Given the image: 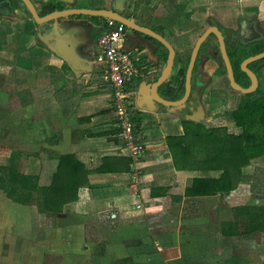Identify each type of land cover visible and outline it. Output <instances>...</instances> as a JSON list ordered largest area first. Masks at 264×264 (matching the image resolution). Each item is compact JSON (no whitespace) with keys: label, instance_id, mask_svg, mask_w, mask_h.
<instances>
[{"label":"crops","instance_id":"obj_1","mask_svg":"<svg viewBox=\"0 0 264 264\" xmlns=\"http://www.w3.org/2000/svg\"><path fill=\"white\" fill-rule=\"evenodd\" d=\"M82 1L113 10L119 0ZM13 8L14 14L0 15V178L14 156L19 172L37 178L38 187L51 185L61 157H74L88 176L78 200L57 214L40 211L36 192L33 203L24 205L0 188V264H264V232L246 235L247 215L238 219V236L225 237L222 230L224 223L237 222V210L264 207V157L243 168L242 181L229 194L186 195L200 174L175 168L167 139L184 134V121L206 125L210 118L205 121L207 113L194 107L186 114L184 107L152 101L149 90L168 59L156 40L132 34L143 42L136 48L146 52V67L160 70L156 76L143 71L132 85L139 130L156 143L136 165L122 153L110 89L89 82L88 74L77 76L40 39L36 23ZM124 14L174 46L176 69L189 66L210 27L235 34L241 21H255L264 33V0H126ZM104 21L71 17L62 23L85 29L80 53L91 59ZM202 71L212 78V62ZM174 76L159 90L168 100ZM210 93L212 83L202 96L207 110ZM234 102L228 107L235 109ZM135 172L142 177L137 184ZM222 176L210 173L211 179Z\"/></svg>","mask_w":264,"mask_h":264},{"label":"trees","instance_id":"obj_2","mask_svg":"<svg viewBox=\"0 0 264 264\" xmlns=\"http://www.w3.org/2000/svg\"><path fill=\"white\" fill-rule=\"evenodd\" d=\"M18 2H16V9L19 6ZM64 9L63 3H48L42 6L44 12L39 11V14L45 16ZM25 10L34 22L31 14L26 8ZM33 32L36 33L35 30ZM155 42L164 50L167 59L168 50L158 41ZM262 52H264V45L243 55L238 60L237 67H234L235 71L246 76L241 71V63L248 57ZM187 69L188 66L184 69L178 68L174 82L168 85L170 91H168L167 98L170 100H179L184 94ZM173 84H176L174 89ZM166 86H163L165 90ZM252 98L253 95H243L239 105L232 112L234 129L226 125L210 127L203 123L184 121V134L167 139L175 168L179 171L200 174V177L193 180L187 188L188 197L231 193L242 181L243 168L249 166L253 160L264 157V97L256 100ZM59 162L51 185L38 187L37 178L25 176L19 172L14 156L11 167L6 170L5 177L0 178V188L8 198L24 205L33 203V192H36L38 194L35 199L36 204L42 213H60L67 204L78 200L80 188L87 184L88 173L74 157H61ZM216 171L223 172V176L218 180L211 179L210 173ZM240 215H247L250 220L246 235L264 232V207H247L236 211V223L222 225L225 237L239 235Z\"/></svg>","mask_w":264,"mask_h":264},{"label":"water","instance_id":"obj_3","mask_svg":"<svg viewBox=\"0 0 264 264\" xmlns=\"http://www.w3.org/2000/svg\"><path fill=\"white\" fill-rule=\"evenodd\" d=\"M22 5L25 6L27 11L31 14L34 22L38 26V35L42 41L47 43L52 51H54L58 56L62 57L65 61L69 63L72 71L77 76H82L84 74H91L92 61L90 58L84 57L80 53V47L84 44L82 34L86 35V31L82 27H68L67 23H62L63 20H68L71 17L78 16H89L97 17L99 19L114 20L120 22L127 26L133 31V34L143 35L150 37L159 43H161L168 50L167 64L163 70L161 77L153 83L149 93L151 95L152 101L157 104L167 108H181L185 107L192 95L193 89V77L196 67L197 60L199 58L200 52L204 44L209 40V38L214 35L218 39L221 54L227 69L228 79L230 81L231 87L234 91L240 92L244 95L254 94L258 89V79L256 74L249 69V66L253 63L259 62L264 59V52L251 56L246 59L242 65V71L248 75L252 85L251 87L245 89L241 87L235 79L234 69L227 52L226 39L219 27H210L198 40L189 62L187 69L186 79H185V95L181 100L170 101L165 99L159 92V90L166 85L171 76L176 69V58L177 51L172 44H170L166 38L157 32L138 25L134 19L126 16L124 14V4L126 0H119L115 9H64L61 11H55L45 16H40L39 10L32 0H20ZM1 9V8H0ZM5 15H12L14 13L13 6L8 3L6 4ZM246 23L243 24L242 37L246 38ZM248 32L256 34L255 29H249ZM131 44V45H130ZM141 39L136 36H131L129 39L128 47L135 49L137 46L142 45Z\"/></svg>","mask_w":264,"mask_h":264},{"label":"built area","instance_id":"obj_4","mask_svg":"<svg viewBox=\"0 0 264 264\" xmlns=\"http://www.w3.org/2000/svg\"><path fill=\"white\" fill-rule=\"evenodd\" d=\"M101 29L103 33L91 58L93 71L88 74L89 82L100 83L110 89L118 136L123 142L122 153L137 165L156 147V143L145 138L139 130L132 85L144 75L143 71L148 76H156L160 70L146 67L148 61L145 51L128 47L133 31L127 26L114 20H105ZM133 176L136 184L142 179L137 172Z\"/></svg>","mask_w":264,"mask_h":264},{"label":"flooded vegetation","instance_id":"obj_5","mask_svg":"<svg viewBox=\"0 0 264 264\" xmlns=\"http://www.w3.org/2000/svg\"><path fill=\"white\" fill-rule=\"evenodd\" d=\"M8 3H10L13 7L16 6V1L15 0H0V8H1L0 9V15L6 16L4 12H6V4H8ZM48 3H63L64 4L66 2H65V0H44V1H42V4L40 6H37V5L36 6H37L38 10H41L42 6L44 4H48ZM15 11L16 10L14 8V13H15ZM244 23H246V25H247L246 28H245L246 31H247L246 38L242 37V29H243V24ZM249 29H255L256 30V34L254 33V34L251 35V33L248 32ZM221 31H222L225 39H226L227 52H228L229 49L235 50L236 51V56L238 55V59L239 60H240V58L243 57V55H245V54L249 53L250 51H252V49H257L258 47L264 45V33L261 31V29L259 28V25L255 21L254 22H250V23L248 21H244V20L241 21L240 24H239V32H238L237 36L235 34H230L228 31L226 32V30H221ZM210 38L215 39L217 41V45L219 46L218 39L214 35H212ZM212 39H210V40H212ZM208 41L204 44V46H203V48L201 50V52L202 53L205 52L207 56H205V57L199 56V58L197 60V63H196V67H195V71H194V77H193L192 95H191L190 99L188 100V103H187L188 106L184 107L183 110H182V111H185L184 113H186V114H187L188 110L192 111L193 107L199 113L207 112V109H206V107H205V105H204V103L202 101V99H203L202 96L204 95V92H205L207 86L210 85L211 83H212V93H210V99H212V101L218 100V101L222 102L225 99V96L228 94V93L226 94L225 91L223 92L221 89H219L220 86L216 82V80H217V74H216L217 70L216 69H214L212 71V78H208L205 75V73L202 71L204 63H206L208 61L213 62L215 54H216V49H215L214 46H212V43H211L212 41L211 42L210 41L208 42ZM219 50H220V46H219ZM220 52H221V50H220ZM228 55H229V53H228ZM221 56H222V54H221ZM253 56H255V55H253ZM250 57H248V58H250ZM222 59H223V57H222ZM230 60H231V63H232L233 69H234L236 82L241 87H243L245 89L251 87L252 82H251L250 78L248 77V75L246 73H244L242 71V68H241L242 63L246 59L240 65L241 71L246 76H244L241 73H239L240 75H239L238 79L236 77V73L238 71L237 72L235 71V68H234L235 66L233 64V61H232L231 58H230ZM223 62H224V60H223ZM262 62L259 61V62L253 63V64H251L249 66V69L256 74L257 79H258V89H257V91L254 94H251V95H253V98L256 97L257 99L261 98L262 95L264 94V70L259 68V65ZM254 64H257V67H255L256 68L255 70L252 69V66ZM224 68L226 70V78L228 80L229 89L231 90V93L233 92L232 97H235L234 93H237V94L241 95V97H240V99H239V101L237 103V105H239V103H240V101L242 99V96L244 94H242L240 92H237V91H234L232 89L230 81L228 79V74H227V69H226L225 63H224ZM184 88H185V84H184ZM185 91H186V89H185ZM184 95H185V92L182 95L181 99L184 97ZM181 99H179V100H181ZM185 109H187V110H185Z\"/></svg>","mask_w":264,"mask_h":264},{"label":"rangeland","instance_id":"obj_6","mask_svg":"<svg viewBox=\"0 0 264 264\" xmlns=\"http://www.w3.org/2000/svg\"><path fill=\"white\" fill-rule=\"evenodd\" d=\"M17 1H19L18 2L19 3L18 8L21 10L19 13L22 14V16L29 18L30 16L26 12V10H25L24 6L22 5V3H20L21 1L20 0H16V2ZM32 1L34 2V4L40 6L42 4V1H44V0H32ZM65 2H66V4H63V5H64V7L67 8L68 6L74 5L76 0H65ZM76 6L77 7L74 8V9H94V8H92V6H89L88 3H84L82 0H79L78 5H76ZM39 11L42 12L43 10L41 9ZM78 17L83 18V19H90L93 22L99 21V18H97V17H89V16H78ZM212 23H216L215 20L212 19L210 24H212ZM235 35L237 36L238 32H236ZM211 41L210 42L212 43V46H214L215 49H216V54H215V57H214V60H213L214 63L212 62V71L218 67V69H219L218 73L225 79V82H223L222 84L227 86L225 91H226V94L227 93L228 94L225 96V99L222 102H220L218 100L212 101V99H210V98L207 99L206 105H208L207 108L209 110H207V112H206L207 113V117H206L205 121H207V118H210V121H208L206 125L210 126V127L216 126V125H226L228 128L234 129L235 128V123H234V120L232 118V112L234 111V109L232 107L229 108L228 107V103L230 101L231 102L235 101L234 103H237L239 101L241 95H239L237 93H234L235 97H232L233 92L231 93V90L229 89V86H228V80L226 78V70L224 68V62H223V59H222V56H221V52L219 50V46L217 45V41L215 39H212ZM228 53H229V56L232 59L233 64H234V66L236 68L238 60H239L238 59V55L236 56V51L232 50V49H229ZM189 54H190V51H188L186 53L187 56ZM263 60H261V61H263ZM255 67H257V64H254L252 66V69L255 70L256 69ZM259 68L264 70V61L259 65ZM177 71H178V69H175L173 75L176 76V72ZM236 72H237V70H236ZM239 75L240 74L237 72L236 73L237 79L239 78ZM175 76H174L173 80L175 79ZM253 99L256 100L257 98L254 97ZM231 102H230V105H232Z\"/></svg>","mask_w":264,"mask_h":264}]
</instances>
